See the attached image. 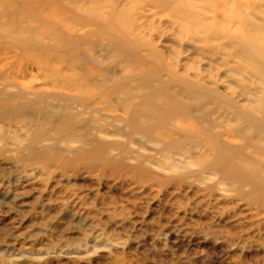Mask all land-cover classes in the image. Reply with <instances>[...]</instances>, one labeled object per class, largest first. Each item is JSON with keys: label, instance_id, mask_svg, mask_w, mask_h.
<instances>
[{"label": "rangeland", "instance_id": "rangeland-1", "mask_svg": "<svg viewBox=\"0 0 264 264\" xmlns=\"http://www.w3.org/2000/svg\"><path fill=\"white\" fill-rule=\"evenodd\" d=\"M0 80V264H264V0H0Z\"/></svg>", "mask_w": 264, "mask_h": 264}, {"label": "bare ground", "instance_id": "bare-ground-1", "mask_svg": "<svg viewBox=\"0 0 264 264\" xmlns=\"http://www.w3.org/2000/svg\"><path fill=\"white\" fill-rule=\"evenodd\" d=\"M0 81L1 83H4L3 80H0ZM22 99H25V101L31 100V99H28L26 96L25 97L22 96ZM155 99L158 100L159 98L157 96L154 97V95L147 94L144 96L141 95L139 97L130 98L131 102L130 101L127 102L128 106L132 107V105L134 104H137V106H139V108L127 107L126 109L125 114H127L128 117H127V120L125 119L126 121H124V123H127L130 125L131 129L133 130L132 132L150 135L151 126L153 124H155V126L158 128L165 127V126H168V127L172 126L174 129L181 128V125L184 124V129H189L191 134L198 132V133H203L205 135L207 134L211 135V132L209 129L207 130L205 127L200 128L196 125L195 120L190 117L191 112L185 108L184 104L173 102L170 100L158 103V101H155ZM199 109L201 112L203 110V106L197 108V110ZM210 109L208 107H205V111L202 114V116L204 117V120L205 119L208 120L207 123L210 126L211 124L214 126L213 122L215 120L209 117V115L211 113H214V111ZM239 116L243 117L244 115H239ZM243 119L245 121V124H250V127H256V128L263 127L262 124L257 123L252 118H247L244 116ZM144 120L149 121V123L151 122V125H149L148 127V125H142L141 123L138 122V121L144 122ZM191 120L194 122H192ZM184 133L189 134L187 131H184ZM212 136L215 137V135H212ZM202 145L203 146L205 145V147L207 148L208 154L214 157V160L209 162L208 166H206L204 170L208 169V174H210L213 171L214 173H217V174L219 173L222 175L223 170L226 169V168L223 169V164L225 165V162L227 161V157H223L222 155L224 154L220 153L221 150H217V149L224 148L225 145L219 142L216 148L213 145L212 146L206 145L205 142H203ZM169 153H172V152H169ZM181 155L182 156H179L178 158L184 157L185 159L184 155H187V153H184ZM238 160L243 161V158L239 156ZM229 172H230L229 177L235 178L231 180H236L242 183L246 179H249L248 176L243 175V170L239 171L236 168H231L230 164H229Z\"/></svg>", "mask_w": 264, "mask_h": 264}]
</instances>
